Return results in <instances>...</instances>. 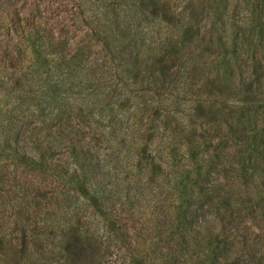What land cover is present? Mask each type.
Masks as SVG:
<instances>
[{
    "label": "trees",
    "instance_id": "obj_1",
    "mask_svg": "<svg viewBox=\"0 0 264 264\" xmlns=\"http://www.w3.org/2000/svg\"><path fill=\"white\" fill-rule=\"evenodd\" d=\"M227 1L212 2L223 22L215 40L202 29L194 0H81L80 35L71 29L56 33L57 23L36 17L37 29L22 38L30 47L18 48L28 62L18 93L33 102L31 114L38 120L23 129L0 114V189L16 183L25 191L22 169L53 177L64 187L48 191L38 208L43 220L54 230L67 227L65 235L105 245L116 214L99 167V143L111 136L113 151L146 143L164 153V182L177 177L179 221L193 229L199 223L193 207L218 196L222 185L215 161L173 165L184 146L191 159L204 136L195 108L216 85L244 97L264 95L259 5L251 3L236 23ZM149 130L157 131L150 139ZM249 131L239 137L251 152L259 150L264 127ZM254 161L263 172L264 159ZM31 254H24L23 264L37 259ZM5 260L0 257V264H8Z\"/></svg>",
    "mask_w": 264,
    "mask_h": 264
},
{
    "label": "rangeland",
    "instance_id": "obj_2",
    "mask_svg": "<svg viewBox=\"0 0 264 264\" xmlns=\"http://www.w3.org/2000/svg\"><path fill=\"white\" fill-rule=\"evenodd\" d=\"M212 2L194 0L192 6L204 19L202 29L207 37L215 40L223 22L214 15ZM227 2L231 21L239 23L251 3L259 5L264 21V0ZM80 3L0 0V114L23 129L38 118L31 114L33 102L18 93L21 73L28 64L19 49L30 47L22 38L37 29L36 17L57 23L56 33L71 29L80 35ZM259 59L264 63V55ZM206 95L208 100L194 111L205 129L196 154L190 159L184 146L173 161L180 169L191 160L196 165L215 161L213 171L222 173L218 196L193 207L199 216L193 229L179 221V190L173 186L177 177L170 185L164 182V153L136 141L125 150L113 151L110 136L109 141L99 143V167L116 214L109 243L65 235L68 228L63 226L54 230L38 208L50 197L48 191L63 190L64 184L22 169L25 191L16 183L0 189V257L8 264H23L21 258L30 253L37 259L25 264H264V206L258 188L264 185V171L253 166L255 159H264V146L251 152L250 144L239 137V132L264 127V95L244 97L217 85ZM156 133L149 130L147 137ZM63 236L68 238L63 241Z\"/></svg>",
    "mask_w": 264,
    "mask_h": 264
}]
</instances>
